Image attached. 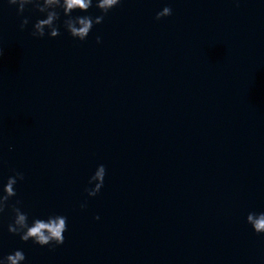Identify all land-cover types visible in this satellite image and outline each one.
I'll list each match as a JSON object with an SVG mask.
<instances>
[{
  "label": "water",
  "instance_id": "water-1",
  "mask_svg": "<svg viewBox=\"0 0 264 264\" xmlns=\"http://www.w3.org/2000/svg\"><path fill=\"white\" fill-rule=\"evenodd\" d=\"M165 5L173 14L156 20ZM24 16L21 30L0 2V180L22 172L30 217L64 214L69 230L54 249L24 243L9 210L0 255L264 264V236L246 222L264 211V0H124L85 42L63 27L35 38L40 13ZM99 164L105 186L90 198Z\"/></svg>",
  "mask_w": 264,
  "mask_h": 264
},
{
  "label": "clouds",
  "instance_id": "clouds-1",
  "mask_svg": "<svg viewBox=\"0 0 264 264\" xmlns=\"http://www.w3.org/2000/svg\"><path fill=\"white\" fill-rule=\"evenodd\" d=\"M2 2V0H0ZM9 6L17 8L22 17L20 29L24 30L31 23L24 13L30 7L40 13L41 18L32 24L31 35L35 38H58L61 27L74 39L80 42L88 40L93 29L104 22V19L114 9L120 7L124 0H6ZM238 3V0H236ZM97 9L101 14L92 15L90 9ZM173 9L170 5L163 6L156 13V20L170 17ZM63 18L62 24L60 21ZM96 43H102L100 36ZM4 55L0 47V58ZM107 177V168L99 164L89 177L85 191L90 198L97 197L103 190ZM25 176L20 171L7 177L6 182L0 180V216L10 210L11 221L8 223V232L19 237L24 243L32 242L40 247L63 246L66 242V233L69 230L68 217L60 213H51L46 217L31 216L25 210L24 201L17 198V185L24 181ZM16 198V199H14ZM14 200V202H13ZM80 208H87V200L80 204ZM100 220V216L95 217ZM246 222L257 236H264V211H249ZM27 256L23 249H15L6 255H0V264H27Z\"/></svg>",
  "mask_w": 264,
  "mask_h": 264
}]
</instances>
